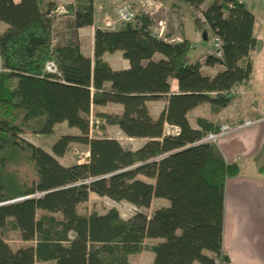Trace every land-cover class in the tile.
<instances>
[{
	"label": "trees",
	"instance_id": "obj_1",
	"mask_svg": "<svg viewBox=\"0 0 264 264\" xmlns=\"http://www.w3.org/2000/svg\"><path fill=\"white\" fill-rule=\"evenodd\" d=\"M193 9L221 41V56L189 58L186 38L155 36L152 18L135 12L117 28H95L92 56L83 54L78 29L93 24L94 0L65 5L63 38L53 41L56 4L0 0V264H128L140 251L151 264H216L222 253L224 185L239 168L225 161L215 143L199 142L217 131L216 114L251 71L256 45L254 15L237 0H177ZM121 51L127 68L114 69L105 53ZM54 60L59 75L45 72ZM222 66L213 75L201 64ZM176 79L177 92L170 91ZM165 96L157 117L147 101ZM119 104V112L99 108ZM206 105L212 118L187 113ZM116 125L127 137L143 138L137 149L117 139L89 135L90 115ZM65 122L77 134H62L47 150L23 134H49ZM167 126L175 128L168 132ZM73 143L87 159L69 165L62 157ZM264 173V164L259 168ZM153 179L145 181L138 176ZM90 193L125 201L136 210L122 218L115 207L79 212ZM153 199L167 202L148 209ZM11 233L20 244L14 248Z\"/></svg>",
	"mask_w": 264,
	"mask_h": 264
},
{
	"label": "crops",
	"instance_id": "obj_2",
	"mask_svg": "<svg viewBox=\"0 0 264 264\" xmlns=\"http://www.w3.org/2000/svg\"><path fill=\"white\" fill-rule=\"evenodd\" d=\"M47 2L56 4L55 12L62 7L55 0H45L41 2V7H45ZM68 2L74 1L69 0ZM244 4L251 12L253 9L255 10V14L253 12L252 14L254 15L253 34L256 45L250 52V75L246 81L234 86L232 92L235 98L213 118L218 126L221 123L237 125L247 120L252 121L251 124L242 126L230 134L220 136L215 143L225 161L235 163L239 168V173L227 178L224 185L222 253L232 264H264V173L259 172V168L264 164V0H244ZM95 5L94 0L93 24L78 29L81 50L83 54L89 56H92L94 29L97 27L114 29L107 26L110 21L106 19V27L98 25ZM5 27L6 25L0 22V32ZM87 28L89 35L85 36L84 32H87ZM184 35L175 37L166 35V38L180 41L187 38ZM86 42H88V47L85 50ZM104 58L114 69L128 67V61L123 58L121 51L105 53ZM114 65L118 66L114 67ZM220 68L222 66L219 64H201V69H206V73L209 75H213ZM177 90L176 79H171L170 91L177 92ZM159 99L162 104L161 112L167 99L165 96ZM114 105L117 106L118 111L121 110V105ZM102 108L99 109L103 110ZM198 110L203 112L200 113ZM193 112H195V116L191 120L190 114ZM198 116L212 118L206 105L191 109L187 113V118L194 128H198L195 122ZM164 202L163 205H166L167 202L165 200ZM11 244L16 248L20 244V240L11 241ZM147 259L144 264H151L153 254L149 252ZM50 262L55 264L53 261Z\"/></svg>",
	"mask_w": 264,
	"mask_h": 264
},
{
	"label": "rangeland",
	"instance_id": "obj_3",
	"mask_svg": "<svg viewBox=\"0 0 264 264\" xmlns=\"http://www.w3.org/2000/svg\"><path fill=\"white\" fill-rule=\"evenodd\" d=\"M45 0H41L44 2ZM69 0H55L57 4H60L62 7L55 12L57 17V23L55 24V29L53 31V41L61 40L63 38V33L66 34V30L62 28L61 23L64 19L63 14L66 11L65 5L68 4ZM75 1V0H73ZM95 9H96V19L98 25L105 26V19L110 21L107 26L110 28H116L120 22L116 20V9L123 5H128L133 12H143L148 14L152 18V27L151 31L154 32L155 27L159 21H162L164 25V35L170 37L180 36L185 34L187 40L190 43L189 48V58L191 60L202 61L207 55H214V46L211 45L210 39L212 34L209 32L206 26L198 27L194 18L201 19V9L205 7V4L200 6L197 9H193L185 4L180 3L177 0H95ZM252 12L255 14V10ZM106 27V26H105ZM109 28V27H108ZM85 36L88 34L84 32ZM205 33V38L203 37ZM177 41V40H176ZM88 47V42L84 44V49ZM116 64V63H115ZM1 65V59H0ZM118 65H114L116 67ZM1 67V66H0ZM204 73L207 72L206 69L202 70ZM207 74V73H206ZM160 100V99H159ZM157 100H148L147 105L150 113L153 117H157L162 104ZM103 111L110 113L119 112L117 106L108 105L103 106ZM202 113V110H198ZM197 111V113H198ZM195 112L190 114L191 120L194 119ZM103 125V120L95 117L93 114L90 115V129L89 135L92 137H107L117 139L124 147L130 149L139 148L144 142L143 138H132L127 137L116 125L106 124L103 129H100L99 126ZM168 132H175V128L168 127ZM78 131L75 128L67 126L65 122L55 124L53 130L49 134H23L22 136L30 141L31 143L51 152L50 147L56 141L58 136L62 134H77ZM87 147L81 144L73 143L69 146L67 152L62 157H57V159L64 165H69L75 162H84L87 159ZM139 178L153 182V179L139 175ZM165 203L162 199H153L148 213H150L154 208L159 207ZM110 207H115L120 216L124 219L129 218L136 210V208L128 202L125 201H114L108 197H101L94 193H90L88 201L79 206V212H85L89 210H96L100 213L104 212ZM11 241L15 242L16 235L11 233ZM148 251H140L130 255L128 264H144L147 262ZM36 264H53L52 262H37Z\"/></svg>",
	"mask_w": 264,
	"mask_h": 264
},
{
	"label": "built area",
	"instance_id": "obj_4",
	"mask_svg": "<svg viewBox=\"0 0 264 264\" xmlns=\"http://www.w3.org/2000/svg\"><path fill=\"white\" fill-rule=\"evenodd\" d=\"M237 1L244 3V0H237ZM253 1H260V0H253ZM134 16H135V13L133 12V10L128 5H123V6H120L116 9V20L119 21L120 23L131 21L134 19ZM152 33L155 36L163 38L165 40H168V41L173 40V39L166 38V36L164 35V25H163L162 21L158 22L157 26L154 29V32L152 31ZM210 43L215 48L213 54L217 57H220L221 56V41H220L219 37L212 35V37L210 39ZM44 70L48 74L59 75L58 67H57V64L54 60L47 61L44 65ZM251 123H252V121H250V120H247V121L243 122L242 124H237V125H232L229 123H221L218 126L217 131H208L199 140V142L216 143L220 136L230 134V133L238 130L242 126H246V125L251 124ZM215 262H216V264H232L231 262H229L224 257L223 254L216 256Z\"/></svg>",
	"mask_w": 264,
	"mask_h": 264
},
{
	"label": "water",
	"instance_id": "obj_5",
	"mask_svg": "<svg viewBox=\"0 0 264 264\" xmlns=\"http://www.w3.org/2000/svg\"><path fill=\"white\" fill-rule=\"evenodd\" d=\"M203 37L205 38V33H203Z\"/></svg>",
	"mask_w": 264,
	"mask_h": 264
}]
</instances>
